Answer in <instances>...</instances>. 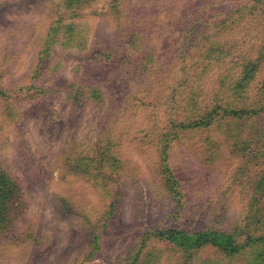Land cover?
Returning a JSON list of instances; mask_svg holds the SVG:
<instances>
[{"label":"rangeland","instance_id":"374dc122","mask_svg":"<svg viewBox=\"0 0 264 264\" xmlns=\"http://www.w3.org/2000/svg\"><path fill=\"white\" fill-rule=\"evenodd\" d=\"M0 184V264H264V0H0Z\"/></svg>","mask_w":264,"mask_h":264},{"label":"trees","instance_id":"16d2710c","mask_svg":"<svg viewBox=\"0 0 264 264\" xmlns=\"http://www.w3.org/2000/svg\"><path fill=\"white\" fill-rule=\"evenodd\" d=\"M227 111V110H225ZM235 112H243V111H238V110H233ZM238 114V113H236ZM2 185V184H0ZM9 188V187H8ZM8 193V191H7ZM165 237L171 242V243H177L179 244V241L187 246H193L195 248H198L199 245H205L206 243H212L214 246H219L222 247L226 250H228L226 247H224L223 244L227 243L228 241H231L234 236L231 234H227L224 232H219V233H206V232H202V233H198L195 235H190V234H186L181 232L180 234L175 232H166L164 233ZM207 236H213L216 238H209ZM257 241H264V238H259L257 239ZM229 243V242H228ZM231 244V246L233 245V242L229 243ZM184 245V246H185Z\"/></svg>","mask_w":264,"mask_h":264}]
</instances>
